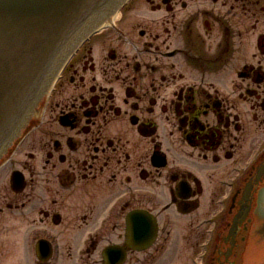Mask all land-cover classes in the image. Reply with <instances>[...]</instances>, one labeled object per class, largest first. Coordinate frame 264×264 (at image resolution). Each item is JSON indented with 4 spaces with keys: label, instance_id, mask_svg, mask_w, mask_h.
Segmentation results:
<instances>
[{
    "label": "flooded vegetation",
    "instance_id": "flooded-vegetation-1",
    "mask_svg": "<svg viewBox=\"0 0 264 264\" xmlns=\"http://www.w3.org/2000/svg\"><path fill=\"white\" fill-rule=\"evenodd\" d=\"M143 1L0 156V264H264V0Z\"/></svg>",
    "mask_w": 264,
    "mask_h": 264
},
{
    "label": "water",
    "instance_id": "water-1",
    "mask_svg": "<svg viewBox=\"0 0 264 264\" xmlns=\"http://www.w3.org/2000/svg\"><path fill=\"white\" fill-rule=\"evenodd\" d=\"M125 0H0V156L76 45Z\"/></svg>",
    "mask_w": 264,
    "mask_h": 264
},
{
    "label": "rangeland",
    "instance_id": "rangeland-1",
    "mask_svg": "<svg viewBox=\"0 0 264 264\" xmlns=\"http://www.w3.org/2000/svg\"><path fill=\"white\" fill-rule=\"evenodd\" d=\"M130 5H134V10L131 11V13H129L131 16H135L138 12H147L146 6V2H144L143 0H135V2L131 3ZM138 6H140V8H142L143 10H136L138 8ZM3 182H6V174H2L0 176V185L3 184ZM183 256V254L181 255V257ZM181 257H176L174 260L173 264H180V262L182 261Z\"/></svg>",
    "mask_w": 264,
    "mask_h": 264
}]
</instances>
